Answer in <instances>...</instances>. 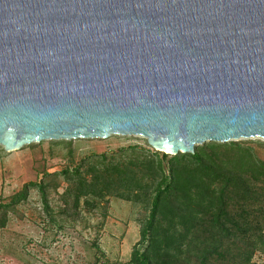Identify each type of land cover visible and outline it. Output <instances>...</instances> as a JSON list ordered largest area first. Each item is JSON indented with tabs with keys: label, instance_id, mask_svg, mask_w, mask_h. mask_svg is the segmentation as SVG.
<instances>
[{
	"label": "water",
	"instance_id": "water-1",
	"mask_svg": "<svg viewBox=\"0 0 264 264\" xmlns=\"http://www.w3.org/2000/svg\"><path fill=\"white\" fill-rule=\"evenodd\" d=\"M264 140V0H0V147Z\"/></svg>",
	"mask_w": 264,
	"mask_h": 264
},
{
	"label": "trees",
	"instance_id": "trees-1",
	"mask_svg": "<svg viewBox=\"0 0 264 264\" xmlns=\"http://www.w3.org/2000/svg\"><path fill=\"white\" fill-rule=\"evenodd\" d=\"M33 190L45 213L73 222L106 212L113 198L136 204L140 240L128 264H254L264 256V160L245 142H208L177 156L148 144L87 155L0 202V230Z\"/></svg>",
	"mask_w": 264,
	"mask_h": 264
},
{
	"label": "rangeland",
	"instance_id": "rangeland-1",
	"mask_svg": "<svg viewBox=\"0 0 264 264\" xmlns=\"http://www.w3.org/2000/svg\"><path fill=\"white\" fill-rule=\"evenodd\" d=\"M236 142L253 146L264 160V140ZM147 144L142 137L113 136L106 140L44 141L16 152L0 147V202L9 201L44 173L61 171L87 155ZM57 202H52L55 212ZM142 213L136 204L113 198L106 212L83 213L73 222L45 213L39 193L33 190L0 230V264H128L140 240L137 220ZM254 264H264V256L258 254Z\"/></svg>",
	"mask_w": 264,
	"mask_h": 264
}]
</instances>
